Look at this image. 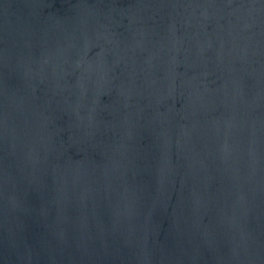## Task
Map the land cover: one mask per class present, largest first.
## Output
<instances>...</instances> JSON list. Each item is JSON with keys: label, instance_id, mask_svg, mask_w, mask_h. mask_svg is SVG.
I'll return each instance as SVG.
<instances>
[{"label": "water", "instance_id": "water-1", "mask_svg": "<svg viewBox=\"0 0 264 264\" xmlns=\"http://www.w3.org/2000/svg\"><path fill=\"white\" fill-rule=\"evenodd\" d=\"M0 264H264V0H0Z\"/></svg>", "mask_w": 264, "mask_h": 264}]
</instances>
